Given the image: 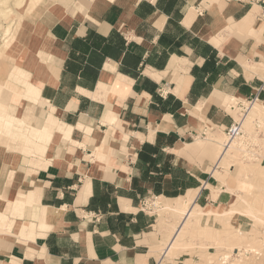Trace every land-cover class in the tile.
<instances>
[{"label":"crops","instance_id":"crops-1","mask_svg":"<svg viewBox=\"0 0 264 264\" xmlns=\"http://www.w3.org/2000/svg\"><path fill=\"white\" fill-rule=\"evenodd\" d=\"M69 7L52 4L27 30L43 73L32 66L41 85L31 100L19 93L22 111L52 131L39 155L23 151L26 136L0 149V195L30 199L18 220V205L0 211V264H195L189 239L169 250L179 216L143 203L193 193L205 209L226 194L211 142L240 119L236 100L264 102V75L245 67L264 63V0ZM17 221L28 225L4 230Z\"/></svg>","mask_w":264,"mask_h":264},{"label":"rangeland","instance_id":"rangeland-1","mask_svg":"<svg viewBox=\"0 0 264 264\" xmlns=\"http://www.w3.org/2000/svg\"><path fill=\"white\" fill-rule=\"evenodd\" d=\"M96 1L0 0V93H4V101L6 100L4 102L0 99V104H4L6 110L13 115L12 121L8 118L2 120L0 141L2 138H6L7 142H0V149L3 147L7 153L19 150V147H23L22 142L26 136V149L23 148V151L39 155L36 140L44 139L52 131L45 126L41 129L31 126L22 111L25 103L22 95L31 100L27 97L28 83L41 85L38 79L32 81L33 67L36 72L43 73L41 68L35 67L37 60H33L35 64L32 62V65L30 62L32 53L27 50L29 42L27 30L30 24L38 19L40 11L52 10V4L63 7L66 5L73 7L78 4L79 7L87 9ZM32 3L36 6L34 9L29 8ZM61 14L67 17L65 12ZM39 25L41 23L37 28ZM8 28L9 32H7ZM34 29L36 30V28H30V31L34 41L33 45L37 47L40 44V38L35 37ZM32 49L31 51H33ZM24 51L28 53L22 55ZM44 61L47 60L44 59ZM19 83L24 86L20 87ZM9 89L14 91H9ZM236 102V109L241 112L240 119H244L243 114L247 112V108L244 111V107H251L252 103L249 104L247 99L240 100L239 103L236 100ZM263 118L264 114L260 118H250V127L248 126L249 120L243 124L244 136L235 139L228 158L215 171V176L221 181V185L225 186L226 194L218 199L217 207L214 204L206 208L211 215L202 217L199 223L193 222L192 225H188L187 231L182 237L185 240L189 239L187 251L192 256H196L197 264H264V220L257 221L253 215L245 212L248 207L255 211L259 204L264 207ZM3 132L5 134H2ZM225 132L226 130L216 136L215 143L211 142L218 150L217 167L219 156L224 147L222 140L218 137L224 134V142H226L228 137ZM19 133H21L20 137ZM211 138L208 136L206 141ZM198 144L209 149L202 140ZM0 154H2L1 150ZM215 190L214 197L221 191V188ZM23 197L24 195L18 197L14 193L9 197L0 195V211L8 216L9 206L18 205L16 206L18 211L14 213L16 217L14 220L23 217V209L30 201L27 199L19 202ZM157 203L159 204V201L156 199L148 200L143 203V207L148 211L162 214L161 211H158L159 206H155ZM231 209H233L232 212ZM21 225L25 227L28 223ZM12 231L17 232L18 230ZM2 237L6 238L4 235Z\"/></svg>","mask_w":264,"mask_h":264},{"label":"bare ground","instance_id":"bare-ground-1","mask_svg":"<svg viewBox=\"0 0 264 264\" xmlns=\"http://www.w3.org/2000/svg\"><path fill=\"white\" fill-rule=\"evenodd\" d=\"M35 7L36 6L34 5V3H32V5L29 6L30 9H34ZM6 15H7V13H6ZM8 15H9V13H8ZM246 22H250V21H247L246 20ZM238 26L241 29H243V30L246 29L245 28V25H243L242 23H240ZM7 32H9V28L7 29ZM213 40L215 42H217V43L219 42V39L218 38H215L214 37ZM26 53L27 52L24 51L22 55H24ZM245 67H246L247 70L250 71L249 74L251 76L254 73H261L262 75H264V63L263 62L245 63ZM10 90L11 91H14L12 89H9V91ZM28 90L29 91H28L27 95L29 97H33V98L36 97L37 94H38V92H39V88L36 87L35 85L30 84V83H28ZM0 99L2 101H4V93H2V94L0 93ZM251 103H252L251 104V107H247V112L245 114H243L244 119L242 118V119L239 120L242 123V125L245 124V122H247L249 120V122H248V126L249 127H250V118L251 119H254L256 117L257 118L258 117L260 118L264 114V102L259 101V100H256V101L251 102ZM0 108H1V110H0V117H1V119H0V131H1L3 118H8V119L11 120V119H13V115L10 114L6 110V107H5L4 104H0ZM225 134H226V132H225ZM226 136H227V134H226ZM243 136H244V131H243V134L240 137H243ZM218 138L220 140H222L223 145H224V147H223V149L221 151V154L219 156L218 163H217V165L219 166L226 158H228V156L230 154V151H231V149L234 146L235 139L234 140H227L226 142H224V139H225L224 134L221 135V136H219ZM243 188H244V186H243ZM193 198H194V194L193 193H189L187 195L186 200H185V198H179V199L176 200V203L173 204V205L169 204L165 200L162 201V202H159V204L157 203L155 205V206H159V210L162 213H168L171 216H179V226L177 228L176 236H175V238L173 240V243L171 244L169 250L171 248L177 246L179 240L183 237L184 233H186L188 225H190V224L192 225L193 222H198L199 223V221L201 220L202 217H204V215H206V214L209 215V213L206 210V208L204 209V208L200 207L199 205H195L194 206V203H193L194 200H193ZM263 208H264L263 205H260L259 204L258 207H257V209H255V211L251 207H248L245 210V212L248 213V214L253 215L257 221H263L264 220V210H263ZM232 211H233V209H231V212ZM0 219H2L1 213H0ZM4 228H5L4 230H6V231H9V230H12V229H14V230H20V229H23L24 226L21 225V221H17L16 223H13V222L9 223ZM0 231H2V229H0ZM192 231H194V230H192ZM225 256L227 257L228 255H225Z\"/></svg>","mask_w":264,"mask_h":264},{"label":"built area","instance_id":"built-area-1","mask_svg":"<svg viewBox=\"0 0 264 264\" xmlns=\"http://www.w3.org/2000/svg\"><path fill=\"white\" fill-rule=\"evenodd\" d=\"M249 104L251 102H254L253 99L248 100ZM247 106L244 107V111H246ZM226 134L228 137V140H234L237 137L241 136L243 134V125L239 120H235L231 126H229L226 129Z\"/></svg>","mask_w":264,"mask_h":264}]
</instances>
